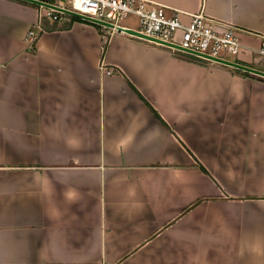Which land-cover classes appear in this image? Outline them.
<instances>
[{
    "label": "crops",
    "instance_id": "1",
    "mask_svg": "<svg viewBox=\"0 0 264 264\" xmlns=\"http://www.w3.org/2000/svg\"><path fill=\"white\" fill-rule=\"evenodd\" d=\"M150 1L264 71V0ZM33 4L0 0V264H264V76L81 18L32 45Z\"/></svg>",
    "mask_w": 264,
    "mask_h": 264
},
{
    "label": "built area",
    "instance_id": "2",
    "mask_svg": "<svg viewBox=\"0 0 264 264\" xmlns=\"http://www.w3.org/2000/svg\"><path fill=\"white\" fill-rule=\"evenodd\" d=\"M42 1L55 7L38 5L39 23L35 30L31 29L28 33L32 45H35L43 30V19L59 24L70 21L72 15L62 10L69 9L112 24L108 26L87 20L103 29H110L112 34L120 32L216 64H223L220 60L240 63L230 57L239 58L244 51L238 28L232 23L211 17L204 10L189 14V21H184L180 10L150 0ZM131 15L137 17V27L120 23ZM125 29H132L137 34L127 33ZM258 52L264 56V45ZM103 72L111 74L112 69L103 66Z\"/></svg>",
    "mask_w": 264,
    "mask_h": 264
},
{
    "label": "water",
    "instance_id": "3",
    "mask_svg": "<svg viewBox=\"0 0 264 264\" xmlns=\"http://www.w3.org/2000/svg\"><path fill=\"white\" fill-rule=\"evenodd\" d=\"M29 2H32V3H35V4H38V5H46V6H50V7H55L47 2H44L42 0H27ZM60 9V8H59ZM64 12L72 15V16H75V17H78V18H81V19H85V20H89V21H94L98 24H104V25H108V26H112V24L110 23H107V22H104V21H100V20H97V19H94V18H91V17H88L86 15H83L81 13H78V12H75V11H72V10H69V9H62ZM125 31L127 33H130V34H137L134 30L132 29H125ZM223 64L225 65H229V66H233V67H237V68H241V69H244V70H247V71H251L253 73H256V74H259V75H262L264 76V71H261V70H258V69H255V68H252V67H249V66H246V65H243L241 63H237V62H234V61H229V60H220Z\"/></svg>",
    "mask_w": 264,
    "mask_h": 264
},
{
    "label": "trees",
    "instance_id": "4",
    "mask_svg": "<svg viewBox=\"0 0 264 264\" xmlns=\"http://www.w3.org/2000/svg\"><path fill=\"white\" fill-rule=\"evenodd\" d=\"M35 4V3H34ZM33 4V5H34ZM36 5V4H35ZM38 5V4H37ZM76 20H81L80 18H78V17H75V16H71V20L69 21V23H67L66 25H61L60 27H62V28H70L71 26H72V24H73V22L74 21H76ZM47 22H48V19L46 20V18L45 19H43L42 20V25H43V30L42 31H44V30H53V29H56L57 28V26H56V22L52 25V26H50V27H48L47 26ZM99 28H100V25H97ZM106 49V44L104 45V50ZM104 50H103V52H104ZM186 55V54H185ZM188 58H190V59H192V60H195V61H199V62H204V63H207L208 61H206V60H202V59H200V58H197V57H195V56H191V55H186ZM241 63V62H240ZM246 73H249V72H246ZM154 110V109H153ZM154 112H155V110H154ZM156 113V112H155ZM156 115H157V117L166 125V126H168L167 124H166V122L160 117V115L159 114H157L156 113ZM169 127V126H168ZM203 170H204V168H203Z\"/></svg>",
    "mask_w": 264,
    "mask_h": 264
},
{
    "label": "rangeland",
    "instance_id": "5",
    "mask_svg": "<svg viewBox=\"0 0 264 264\" xmlns=\"http://www.w3.org/2000/svg\"><path fill=\"white\" fill-rule=\"evenodd\" d=\"M121 24L129 25L132 27H137V17L135 16H129L124 18L123 20L120 21ZM231 59H234L233 57H230Z\"/></svg>",
    "mask_w": 264,
    "mask_h": 264
}]
</instances>
